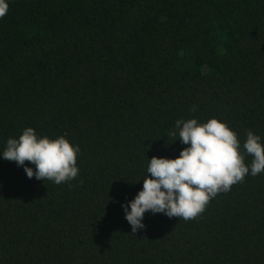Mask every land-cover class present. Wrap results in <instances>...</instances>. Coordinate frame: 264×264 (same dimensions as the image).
I'll return each mask as SVG.
<instances>
[{
  "label": "trees",
  "instance_id": "1",
  "mask_svg": "<svg viewBox=\"0 0 264 264\" xmlns=\"http://www.w3.org/2000/svg\"><path fill=\"white\" fill-rule=\"evenodd\" d=\"M8 2L0 151L25 127L80 151L59 185L0 159V264H264V173L190 220L146 212L134 234L121 208L147 159L185 147L178 119L264 142V0Z\"/></svg>",
  "mask_w": 264,
  "mask_h": 264
},
{
  "label": "clouds",
  "instance_id": "2",
  "mask_svg": "<svg viewBox=\"0 0 264 264\" xmlns=\"http://www.w3.org/2000/svg\"><path fill=\"white\" fill-rule=\"evenodd\" d=\"M8 8V0H0V18ZM175 126L178 133L174 140L179 139L185 147L175 158L147 159L142 188L133 199L121 203L133 234L145 227L146 212L190 220L202 213L211 199L229 191L246 175L264 173V142L253 131L246 132L242 151L237 134L225 121L215 117L206 122H198L196 118L178 119ZM79 151V146L70 143L65 135L49 138L38 135L32 127H25L18 137L7 139L0 159L15 162L28 178L34 176L59 185L78 176ZM245 154L253 157L248 165L244 162Z\"/></svg>",
  "mask_w": 264,
  "mask_h": 264
}]
</instances>
